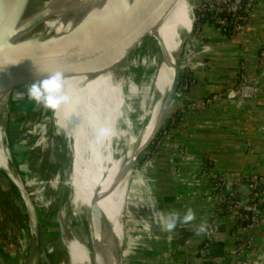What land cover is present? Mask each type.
Returning <instances> with one entry per match:
<instances>
[{
    "label": "rangeland",
    "instance_id": "374dc122",
    "mask_svg": "<svg viewBox=\"0 0 264 264\" xmlns=\"http://www.w3.org/2000/svg\"><path fill=\"white\" fill-rule=\"evenodd\" d=\"M199 1L193 0L195 17L198 12L197 6L200 5ZM82 6V3L75 6L72 14L78 10L79 14L82 13L80 12ZM64 7L69 8V5H63ZM63 13L60 17H64ZM196 21L191 24L188 36L182 41L172 62L176 66L173 69V78L177 76L179 66V82L184 78L189 49H191L190 41L196 30L194 28L197 27ZM51 22L54 21L49 20L45 25L37 27H26L13 55L21 47H27V50L44 36H53L56 42L69 41L72 30L69 27H63L60 30L52 28ZM149 38L148 33V37L131 53L127 59L128 62L126 61L123 65L127 67L126 80L128 81L125 89L129 103L130 93L145 84L158 65V54H161L159 44ZM79 67L80 64L76 66L77 71L80 70ZM165 79L168 77H165L164 81ZM30 82L32 81L16 87L14 96L10 98V104L26 103L28 97L26 94L21 96V93L26 92L25 85ZM64 84V91L71 97V101L62 105L57 111L46 109L33 102L16 113H12L8 108L0 112L9 156L14 162L18 176L25 184V191L34 207L37 225L41 228V241L36 246L33 234L36 224L32 222L30 212L27 210L25 197H22L21 190L11 176L0 168V264H72L67 240L73 236L85 238L88 235V217L73 214L68 201V190L64 187V180L70 172L69 146L75 137L78 107L83 120L86 117L84 93L80 83L70 74L65 75ZM172 88L173 86L165 90L167 94L163 95L164 107L170 100ZM156 93L158 92L154 89L148 97L147 103L143 106L141 115L143 117L140 119L139 110L133 107L135 102H139V98L135 97L133 108L130 107L129 111V123H125L128 130L136 133V139L132 141V154L130 153L134 172L129 174V191L124 194L122 200L125 209L123 208V212L117 214L115 224L120 238L123 264H137L139 261L144 264H158L159 258L156 253L160 251L161 255L168 246L170 247L167 239L171 232L166 229L165 214L157 208V204L161 205V202L155 197L153 178L149 168L146 167L151 160V152L157 139L153 140L149 146L148 142L164 109L160 107L161 102L156 101ZM167 119L163 124L164 127H166ZM160 132L161 130L156 137L160 136ZM126 140L127 138L124 137L117 142L118 153L125 149ZM142 148L146 149L135 161ZM93 156L94 154L90 153V158ZM148 195L156 201V207ZM59 219L62 220L63 225ZM93 264L97 263L93 262ZM104 264H106L105 261Z\"/></svg>",
    "mask_w": 264,
    "mask_h": 264
},
{
    "label": "crops",
    "instance_id": "0c3cea01",
    "mask_svg": "<svg viewBox=\"0 0 264 264\" xmlns=\"http://www.w3.org/2000/svg\"><path fill=\"white\" fill-rule=\"evenodd\" d=\"M259 1L244 29L235 36L222 33L210 21H201L191 38L184 79H192L187 101L195 103V109L182 111L185 103L177 97L169 115L177 113L179 117L167 134H160L155 141L146 167L153 178L155 197L161 202L158 210L167 217L171 211L184 214L191 208L196 218L176 227L192 231L188 244H176L177 231H171L167 239L170 247L161 255L156 253L158 264H181L189 244L200 240L195 227L210 221L215 175L239 178L258 172L264 177V55L260 54L264 46V0ZM244 44L250 48L248 71L257 93L251 99L230 100L229 92L239 81ZM165 77L168 79L164 81ZM174 82L163 75L154 88L156 95L164 98L165 90ZM263 230L264 220L256 229L261 251L252 264H264ZM235 241L233 218L225 217L203 264H239Z\"/></svg>",
    "mask_w": 264,
    "mask_h": 264
},
{
    "label": "bare ground",
    "instance_id": "6f19581e",
    "mask_svg": "<svg viewBox=\"0 0 264 264\" xmlns=\"http://www.w3.org/2000/svg\"><path fill=\"white\" fill-rule=\"evenodd\" d=\"M124 1L126 0H0V41L7 40L11 46L14 43L18 45L26 27L45 25L49 20L54 21L51 22L52 28L60 30V28L69 27L72 30L70 40L84 33L93 35L112 21L117 5ZM81 3L83 4L80 8L82 13L79 14L78 10L72 14L75 11L74 7ZM63 5H69V8H63ZM193 8V0H172L155 19L148 32L149 40L153 39L162 45L167 58L158 54L159 60L154 74L148 77V83L142 84L130 93L132 96H130V103L125 89L128 81L126 80V65L115 73L112 69L116 62L99 68L93 61L86 64L82 62L78 71L76 66L73 67V74L70 76L80 83L83 90L86 117L83 120L78 107L75 137L69 146L70 172L66 176L64 187L68 190V201L73 214L86 215L89 228L85 238L73 236L67 240L72 264H93V262L104 264V261L106 264H121L123 260L120 238L115 224L117 214L123 212V208L125 209L122 200L124 194L129 191V174L134 172L131 148L132 141L136 139V133L128 130L125 123H129V111L135 97L139 98V102H135L133 107L139 110L140 119L143 106L147 103L148 97L161 77L167 74L173 78V69L176 66L172 62L182 41L188 36L194 21ZM62 12L65 13H63L64 17H60ZM120 47L124 45L103 54L102 62L114 57L122 49ZM26 48L18 49L14 55L12 54L11 60L24 53ZM173 80L175 81V78ZM5 85L10 86V84H0V101L10 90V87H4ZM155 98L158 103L161 102L160 107L163 108L164 98L159 94ZM101 129H107V134L102 136ZM5 135L3 124L0 123V168L11 176L21 190L32 222L36 224L33 204L25 191V184L15 171ZM124 137L127 138L126 147L118 153L117 142ZM90 153L94 154L92 158H90ZM89 180L93 181L98 193L94 194L86 190L85 182ZM148 197L156 207L153 197L151 195ZM94 204L101 207L103 214L114 225L117 238L114 240L113 251L111 250L112 244L107 238L104 219L99 217L96 222ZM61 212L63 214L64 210L62 209Z\"/></svg>",
    "mask_w": 264,
    "mask_h": 264
},
{
    "label": "water",
    "instance_id": "95a60500",
    "mask_svg": "<svg viewBox=\"0 0 264 264\" xmlns=\"http://www.w3.org/2000/svg\"><path fill=\"white\" fill-rule=\"evenodd\" d=\"M171 1L172 0H126L117 5L115 17L97 33L93 35L84 33L72 40L59 42H56L53 39V36H44L36 44L28 48L16 59L12 60L11 57L17 48V45L14 43V45L11 46L7 40L0 41V84H10L9 92L6 97L0 101V112L3 109L8 108L12 113H16L33 103L34 101L29 99L26 103L14 102L10 104L9 101L11 96H14L15 89L18 85L44 78L49 72L62 71L65 75L73 74L74 66H77L82 62H85L84 64H86L89 61H93L97 68L111 62H116L113 65L112 71L114 73L117 72L119 68L126 63L131 53L146 37H148V32L150 31L152 24L155 22V19L164 11ZM209 1L211 0H201L199 4ZM123 45L124 47H120L122 49H120L114 57H110L102 62L103 54ZM159 49L162 57L167 58V54L163 50L162 45H159ZM176 75L172 91L169 95L170 100L165 104L160 119L153 130V135L148 142V146L161 130V127L166 118H168L177 98L180 83L179 66ZM238 97L236 90H231L229 92L230 100H235ZM146 148H142L138 152L135 161ZM90 181L91 180L85 182L86 190L94 194L98 193L96 191L97 188L94 186V183H92L93 181ZM93 210H95L94 216L96 217V222L99 217H102L105 221L107 238L112 244L111 250L113 251L115 246L114 240L117 238L114 231V225L105 214H103L101 207H99L98 204H94ZM59 216L61 217L60 213ZM59 220L63 225L62 220ZM175 231H177L175 237V242L177 244L180 236V228L175 229ZM33 234L36 241L35 245L38 246L41 241V233L40 228L37 225V220L33 229ZM121 264H123V260L121 261Z\"/></svg>",
    "mask_w": 264,
    "mask_h": 264
},
{
    "label": "built area",
    "instance_id": "2783aa9c",
    "mask_svg": "<svg viewBox=\"0 0 264 264\" xmlns=\"http://www.w3.org/2000/svg\"><path fill=\"white\" fill-rule=\"evenodd\" d=\"M259 3V0L204 2L197 6V11L200 14L198 15L197 12V17L194 15V21H198L206 12H210L213 19L210 21L212 24L216 25L222 33L235 36L244 29L247 18L255 11ZM243 51L239 81L231 90H236L242 99H251L255 97L257 87L249 76L250 48L247 44H244ZM260 54L264 55V46ZM191 83L192 79L190 78H183L179 83L177 97L185 103L182 111L195 109V103L187 101ZM207 102L211 103L212 99H207ZM177 118H173L166 125L167 129L160 133L167 134L170 127L176 123ZM213 182L215 203L208 222L209 230L207 233L201 234L197 244H189L181 264H203L204 258L209 254L211 243L216 240L221 231V221L225 217L233 218L235 252L240 256L238 263L252 264L261 251L256 239V229L264 220V177L258 172H252L239 178H229L224 174H217L214 176Z\"/></svg>",
    "mask_w": 264,
    "mask_h": 264
},
{
    "label": "clouds",
    "instance_id": "9594fccd",
    "mask_svg": "<svg viewBox=\"0 0 264 264\" xmlns=\"http://www.w3.org/2000/svg\"><path fill=\"white\" fill-rule=\"evenodd\" d=\"M65 73L62 71H55L47 73L44 78L36 79L25 85L26 92L21 93L27 95L29 100L34 101L44 108L57 111L62 105L68 104L71 97L64 91ZM107 129H101L100 134L106 135ZM194 211L189 208L184 214L178 211H171L166 217V229L171 232L176 229L178 225H187L195 220ZM209 230L208 223L202 222L195 227L197 235L207 233Z\"/></svg>",
    "mask_w": 264,
    "mask_h": 264
},
{
    "label": "trees",
    "instance_id": "16d2710c",
    "mask_svg": "<svg viewBox=\"0 0 264 264\" xmlns=\"http://www.w3.org/2000/svg\"><path fill=\"white\" fill-rule=\"evenodd\" d=\"M200 13L198 12V15H199ZM213 19H212V17H211V13L210 12H206L205 13V15L203 16V17H200V19L198 20V21H196V23H198V22H205V21H212ZM195 29V28H194ZM177 114V113H176ZM175 113H173V114H171V115H169L168 116V119H167V122H166V124L165 125H168V123L173 119V118H177L178 117V115H176ZM165 129H167V126L166 127H164L163 126V128L161 129V132H163ZM161 133H159V135H160ZM159 137V136H158ZM158 137H156L155 139H158ZM154 139V140H155ZM180 236H179V239H178V242L180 243V244H188L189 243V240H190V238L192 237V231L189 229V228H187V227H181L180 228Z\"/></svg>",
    "mask_w": 264,
    "mask_h": 264
}]
</instances>
